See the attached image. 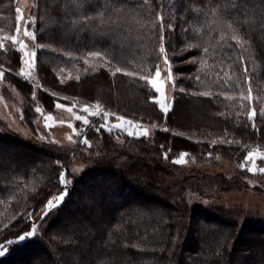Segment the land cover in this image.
<instances>
[{
    "label": "trees",
    "instance_id": "trees-1",
    "mask_svg": "<svg viewBox=\"0 0 264 264\" xmlns=\"http://www.w3.org/2000/svg\"><path fill=\"white\" fill-rule=\"evenodd\" d=\"M14 6L0 0V29L9 37ZM85 15L92 17L87 25ZM29 26L39 47L38 95L18 76L20 57L10 42L0 48L3 79L27 105L53 111L57 101L99 102L151 131L121 136L119 143L101 128L90 132L98 120L89 118L85 138L99 141L89 147L97 154L84 157L80 145L27 140L1 126L0 244L7 252L0 264H264V216L185 199L189 191L209 197L239 190L252 175L241 169L248 150L264 149V111L256 107L250 121L247 104L230 98L249 90L264 95V0H34ZM126 33L132 50L121 47ZM162 35L167 58L177 53L188 61L179 72L184 89L166 117L147 84L130 77L157 67ZM94 52L122 72L74 70L77 80L59 81L60 69ZM118 90L131 102L117 100ZM186 101L202 113L190 128L176 121ZM180 155L189 166L175 162ZM77 156L87 158L86 166L63 202L39 220L35 236L14 241L59 194L60 171ZM216 159L239 166L238 172L229 179L212 175L208 167Z\"/></svg>",
    "mask_w": 264,
    "mask_h": 264
},
{
    "label": "rangeland",
    "instance_id": "rangeland-1",
    "mask_svg": "<svg viewBox=\"0 0 264 264\" xmlns=\"http://www.w3.org/2000/svg\"><path fill=\"white\" fill-rule=\"evenodd\" d=\"M168 2L172 3L173 0H168ZM14 4L16 18L14 31L11 36H16L18 43L12 44L11 40L8 41L10 42L11 46H13V49L20 48V41H22L24 45H26V47L22 51L17 52L20 59L23 56L26 61L23 65H21L20 63L18 76L22 77L30 85H32L34 87V92L36 93V95H38V92L42 90L36 75V54L39 47L35 42L33 30L30 29L29 26V22L32 18V12L34 9V0H14ZM17 9L20 10L19 13L17 12ZM18 16L20 17L18 26L19 30H17ZM25 22H27V24ZM26 29L27 31L32 33L31 36L24 35ZM3 34H5V31L2 28L0 29V40L7 36ZM127 36L130 35L126 33L124 36H122V40L120 43L121 47H129L132 50L135 47V43L133 44V46H129L132 41ZM128 39L129 43H127ZM25 53H27V56L24 55ZM33 53H35V56H33ZM173 57L174 60H170L169 58H167L165 53L160 52L159 63L157 65V67L160 69V78L157 80L158 86L161 90L160 93H156L147 82L149 79H156L157 67L153 70L144 72L142 71L140 72L141 75L139 76H130L134 79H140L141 76L145 77V79L142 81H144L149 89L154 92L155 98L165 101L166 103L171 105L173 103V96L181 93V89H184L183 87H181L183 85V81L180 82L182 75H180L179 72L181 68L188 62L184 59H177V53H175ZM166 58L168 60V63L165 62ZM64 67L67 68V66ZM71 68L72 66H70L69 70L60 69L58 71L57 76L61 83L67 82L69 80H77L78 74L74 72V70H77L78 73H93L97 70H100L101 68L104 71L108 72L110 75H113V73H117V67L113 65L109 60L100 55H89L86 59L81 60L78 66L75 65L72 69ZM170 72L172 75V80L168 79ZM172 81H175V85ZM90 87L91 86L87 87L86 90L89 93H92V89ZM118 91L119 92L116 93L117 100L126 103L131 102L132 98L130 99V94L125 93L123 90ZM246 92L247 95L239 94L238 96H232L230 98H236L243 103H246V107L250 109V113L255 111L256 107L257 111H264V95H261L260 92L256 93L257 91H255V93L251 92L250 90ZM187 93L192 92L187 91ZM71 101H73L71 104H66V102L64 101H57L55 110L53 111L48 110L45 105L43 106L40 103L29 106L25 103L24 97L17 91L15 86L6 83L3 79V75H0V127L4 126L9 131L17 133L24 139L35 140L38 142H48L59 147H75L77 145H80L83 151L80 153L84 157H89L97 154L94 151H89L90 145L94 144V148H97V142L99 141V139L86 140L85 138L86 126H88L87 124L89 123V118H95L96 120H98V123L95 126L91 127L92 129H90V132L97 133V131L101 128L102 131L108 133L110 137L114 139V141L119 143L121 142L119 141L121 136L127 135L132 137H147L144 135L137 136L135 134L143 131H147L148 135L150 134L151 127L122 115L104 111L100 107L99 102L75 104L76 100ZM71 101L69 100V103ZM193 107L194 104L186 101L185 104L183 103L181 104V106H179V108H177V124L181 125L182 127L190 128L194 122H200L202 113L199 112L198 109ZM77 116H79L80 119H77ZM85 120L88 121L87 124L84 123ZM129 132H133L134 134L129 135ZM182 156L184 157V155H180L176 158L175 161H180L179 163L184 167L189 166L190 164L185 157L181 159ZM253 160H255V163H253ZM86 162L87 158L83 159L79 156L70 159L69 163H67V165L64 166L60 171V182L62 173L64 175L65 181L64 183H61L62 189L58 195L53 196L50 200L55 201L56 198L61 196L65 198L67 191L72 185L73 181L85 169ZM245 162L246 163L241 166V169L247 171H249V169H252L251 171H249L252 175L250 176V178H244L246 184H244V186L239 190L232 192H214L209 197H202L189 191L185 193L186 201L190 205L201 204L204 206L223 205L225 207H238L251 216H264V172L259 171V169L264 168V149L258 147L250 148L245 158ZM238 169L239 166L229 163L228 161H225L223 159H216V161L214 160L213 164L208 167V170L212 175H217L220 173L228 179L233 177L238 172ZM168 173L169 174H166L168 176L173 174L170 172ZM174 175H178V177H181L186 175V173L174 172ZM63 200L59 201L58 204H54V206L51 208H49V204L47 202L44 207L39 210L34 220H32V224L26 233H28L29 231H33V236H35L38 233L39 220L47 215V213L52 209L59 206L63 202ZM3 209L4 208H0V216L4 214ZM192 224L196 226V220H194ZM26 233L22 234L21 236L25 235ZM20 237H18L14 241L21 243L22 241L19 240ZM0 251H2L4 254L7 252V248L5 247L4 243L0 244ZM245 253V250H240L239 255H243Z\"/></svg>",
    "mask_w": 264,
    "mask_h": 264
},
{
    "label": "snow or ice",
    "instance_id": "snow-or-ice-1",
    "mask_svg": "<svg viewBox=\"0 0 264 264\" xmlns=\"http://www.w3.org/2000/svg\"><path fill=\"white\" fill-rule=\"evenodd\" d=\"M19 9H17V12L19 13ZM92 17H89V16H87V15H85L84 16V19H83V23L85 24V25H87V22H88V20H90ZM19 21H20V17L18 16L17 17V30H19ZM26 24H27V22H25ZM24 35L25 36H31L32 35V33L31 32H29V31H27V29L25 30V32H24ZM163 39H164V37H163V35L161 36V41H162V43H161V47H160V52L161 53H164L165 52V48H164V45H163ZM5 40H11V42H12V44H16V43H18V41H17V38H16V36H11V37H4L2 40H0V48H3L4 47V43H3V41H5ZM237 42H239V40L237 41ZM20 43V48L19 49H14V51H16V52H20V51H22L25 47H26V45H24V43L22 42V41H20L19 42ZM100 53H90V55H99ZM25 56H27V53H25L24 54ZM33 56H35V53H33ZM26 61H25V59H24V57L22 56L21 57V59H20V63H21V65H23L24 63H25ZM165 62L166 63H168V60H167V58H166V60H165ZM31 66V65H30ZM116 72L117 73H119V72H121V68H119V67H117V69H116ZM22 74H23V72H22ZM124 74L125 75H131V73H129V72H124ZM0 75H3L2 73H0ZM113 75H115V73H113ZM160 78V69L157 67V70H156V79H149L147 82L149 83V85L151 86V88L156 92V93H160V87L158 86V83H157V80ZM140 79L141 80H144L145 79V77H143V76H141L140 77ZM168 79L169 80H172V75H171V72L169 73V77H168ZM173 82V84L175 85V81H172ZM181 91H183V89H181ZM201 95H204V93H201ZM173 103H174V101H175V96H173ZM153 102L154 103H156V104H158V106H159V108H160V110L164 113V115H165V117L167 116V114L169 113V111H171V108H172V105L171 104H168V103H166L165 101H162V100H160V99H158V98H155V99H153ZM85 110H87V109H85ZM255 116H256V113H255V111H253L249 116H248V119L250 120V121H254V119H255ZM77 119H80V117L79 116H77ZM87 120H85L84 121V123L85 124H87ZM254 127H255V125H254ZM165 130H167V129H165ZM129 135H133L134 133L133 132H129L128 133ZM137 136H139V135H144V136H147L148 135V133H147V131H143V132H139V133H135ZM251 155V154H250ZM184 157L182 156L181 157V159H183ZM176 163H179L180 161H175ZM253 163H255V160H253ZM252 169H249V171H251ZM259 171L260 172H264V168H261V169H259ZM65 181H64V175H63V173L61 174V183H64ZM63 196H61V197H58V198H56V200L55 201H53V200H50L49 202H48V204H49V208H51V207H53L54 206V204H58V202L59 201H62L63 200ZM34 228H35V225H34ZM33 231H29L28 233H26L25 235H23V236H21L20 238H19V240L20 241H23V240H25V239H27L28 237H31V236H33ZM12 243V241H9V244H11ZM4 253L2 252V251H0V255H3Z\"/></svg>",
    "mask_w": 264,
    "mask_h": 264
}]
</instances>
